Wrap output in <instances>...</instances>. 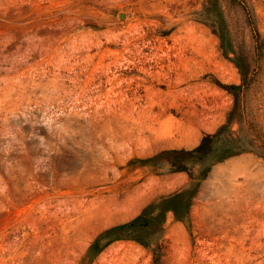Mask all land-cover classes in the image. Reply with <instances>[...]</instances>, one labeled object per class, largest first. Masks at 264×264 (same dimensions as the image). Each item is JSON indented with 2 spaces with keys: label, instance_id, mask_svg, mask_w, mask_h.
<instances>
[{
  "label": "rangeland",
  "instance_id": "374dc122",
  "mask_svg": "<svg viewBox=\"0 0 264 264\" xmlns=\"http://www.w3.org/2000/svg\"><path fill=\"white\" fill-rule=\"evenodd\" d=\"M0 264H264V0H0Z\"/></svg>",
  "mask_w": 264,
  "mask_h": 264
},
{
  "label": "bare ground",
  "instance_id": "6f19581e",
  "mask_svg": "<svg viewBox=\"0 0 264 264\" xmlns=\"http://www.w3.org/2000/svg\"><path fill=\"white\" fill-rule=\"evenodd\" d=\"M88 78H89V77H88ZM108 79H109V78H108ZM113 79H114V78H113ZM106 81H107V80H106ZM108 82H109V81H108ZM15 83H16V82H15ZM79 83H80V82H79ZM36 86H37V85H36ZM12 88H13V87H12ZM82 90H84V89H82ZM107 90H108V89H107ZM107 90H106V93H107ZM111 91H112V89H111ZM115 91H116V90H115ZM2 92H3V91H2ZM66 92H67V91H66ZM101 92H102V91H101ZM110 93H111V92H110ZM85 94H86V93H85ZM98 94H99V93H98ZM101 94H102V93H101ZM107 94H109V93H107ZM107 94H106V95H107ZM113 94H114V93H113ZM113 94H112V95H113ZM87 95H88V94H87ZM106 95H105V96H106ZM114 95H115V94H114ZM93 96H94V95H93ZM99 97H100V96H99ZM110 97H111V96H110ZM4 98H5V97H4ZM118 99H119V98H118ZM84 100H85V99H84ZM90 100H91V99H90ZM109 100H110V102L112 101L110 98H109ZM110 102H109V103H110ZM113 102H114V101H113ZM117 102H119V101H117ZM92 103H93V101H92ZM84 104H85V103H84ZM114 104H115V103H114ZM89 105H90V104H89ZM94 105H95V103H94ZM106 105H107V104H106ZM71 106H72V105H71ZM82 106H83V105H82ZM90 106H91V105H90ZM99 106H100V104H99ZM100 107H101V106H100ZM106 107H107V106H106ZM97 108H98V107H97ZM106 110H107V109H106ZM97 113H98V112H97ZM94 114H95V113H94ZM101 114H102V113H101ZM101 114L99 113L98 115H101ZM98 117H99V116H98Z\"/></svg>",
  "mask_w": 264,
  "mask_h": 264
}]
</instances>
